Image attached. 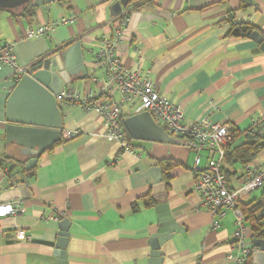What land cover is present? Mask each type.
Returning <instances> with one entry per match:
<instances>
[{
	"label": "crops",
	"instance_id": "crops-1",
	"mask_svg": "<svg viewBox=\"0 0 264 264\" xmlns=\"http://www.w3.org/2000/svg\"><path fill=\"white\" fill-rule=\"evenodd\" d=\"M118 1L58 0L35 9L0 10V40L12 42L17 65L30 69L81 41L89 74L93 53L126 17L116 46L125 67L148 72L187 122L230 123L236 132L232 150L253 142L252 122L264 116V52L250 37L231 35L229 18L253 25L264 36V0H132L120 12L114 8ZM71 16L78 18L73 25L25 38L36 27ZM20 76L10 67L0 69V203L19 200L22 207L21 215L0 218V264H57L64 222L68 264H149L161 220L152 189L156 167L168 184V210L182 229L160 246L162 264H230L235 216L229 212L217 220L202 207L195 190L197 154L182 143L130 137L135 154L122 152L116 140L105 137L96 111L60 106L62 142L27 170V160L6 142L7 101ZM69 86L83 91L86 79ZM90 87L97 90L96 84ZM122 115L125 121L135 114L125 107ZM200 156L203 170L207 154ZM247 166L264 167V150L248 165L226 160L231 188L242 185ZM257 204L264 205L261 190L241 202L242 208ZM246 224L252 244L247 219ZM252 256L246 264H253Z\"/></svg>",
	"mask_w": 264,
	"mask_h": 264
},
{
	"label": "built area",
	"instance_id": "built-area-1",
	"mask_svg": "<svg viewBox=\"0 0 264 264\" xmlns=\"http://www.w3.org/2000/svg\"><path fill=\"white\" fill-rule=\"evenodd\" d=\"M77 19V16L61 17L28 31L25 38L48 35L59 27L73 25ZM128 22L126 17L120 20L113 35L104 38L100 49L93 53L86 88L79 91L67 85L56 95L57 103L63 107H77L84 112L96 111L103 119L105 137L116 140L121 145L122 152L133 154L135 151L121 123L124 108L130 107L135 115L150 113L157 125L197 154L195 190L200 196L201 205L217 220L225 218L229 212L234 214V242L228 258L230 264H246L255 249L249 241L246 216L240 204L249 194L258 190L264 192V167L247 166L242 185L236 189L230 187L223 168L227 150L234 141L232 125L214 123L210 118H204L200 122H187L182 109L157 91L148 72L141 73L125 67L116 53V46L121 42L122 32ZM3 67H10L19 75L30 69L17 65L14 44L6 40H0V69ZM98 71L103 73V78L97 77ZM93 84H96L97 90L90 87ZM250 133L254 138L259 137L264 141V116L254 119ZM66 135L73 136L72 133ZM202 152L207 154L203 170L198 168ZM6 173L12 175V171ZM21 214L19 200L0 203V218ZM261 214L264 216V205Z\"/></svg>",
	"mask_w": 264,
	"mask_h": 264
},
{
	"label": "water",
	"instance_id": "water-1",
	"mask_svg": "<svg viewBox=\"0 0 264 264\" xmlns=\"http://www.w3.org/2000/svg\"><path fill=\"white\" fill-rule=\"evenodd\" d=\"M57 1L0 0V10L12 12L22 6L35 9L49 6ZM131 1L119 0L114 8L120 12L122 7H127ZM249 37L260 45L264 52V36L259 31H254L249 33ZM87 77L88 70L81 41L73 42L58 50L49 58L42 60L38 68L28 69L20 76L7 101L6 142L8 146L15 145L18 157L27 160V170L36 165L39 156L62 141L64 114L57 103L56 95L64 86L85 80ZM124 125L134 140L181 144V140L170 136L157 125L148 112L127 118ZM10 156L15 158L12 154ZM151 171L155 180L152 188L153 199L160 203L158 210L161 212V220L157 233L152 237L154 252L149 264H162L160 246L182 229L175 223L168 210L166 202L168 184L163 181L162 170L156 167ZM62 228L55 255L58 257L57 264H68L67 254L64 251L68 239L65 222ZM252 244L256 249L252 256L253 264H264V238H254Z\"/></svg>",
	"mask_w": 264,
	"mask_h": 264
},
{
	"label": "trees",
	"instance_id": "trees-1",
	"mask_svg": "<svg viewBox=\"0 0 264 264\" xmlns=\"http://www.w3.org/2000/svg\"><path fill=\"white\" fill-rule=\"evenodd\" d=\"M229 22L231 23L230 34L235 36V37H247V36L249 37L250 32L257 31L256 28L249 23L235 22L233 17L229 18ZM40 65H41V62L34 65L31 69H36ZM121 123H122V126L124 128V131L126 133L128 140H130V136H129V134L125 128V125H124L123 115L121 118ZM235 133L236 132L234 130L233 131V140L236 137ZM60 143H58V144H60ZM58 144H56V145H58ZM231 147L227 150L225 162L230 157L231 159H235V161H237V162H240L244 165H248L264 150V141L261 138L256 137L253 142L243 144L239 147L234 148L233 150L231 149ZM223 171L226 174L224 168H223ZM240 207L243 210L247 221L250 222V224H251L253 237L257 238V239L264 238V216L261 214L263 204H257L256 206H253L250 208H242V206L240 204Z\"/></svg>",
	"mask_w": 264,
	"mask_h": 264
},
{
	"label": "rangeland",
	"instance_id": "rangeland-1",
	"mask_svg": "<svg viewBox=\"0 0 264 264\" xmlns=\"http://www.w3.org/2000/svg\"><path fill=\"white\" fill-rule=\"evenodd\" d=\"M202 155L205 156L204 153ZM203 163H204V159H203Z\"/></svg>",
	"mask_w": 264,
	"mask_h": 264
}]
</instances>
